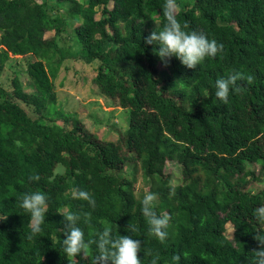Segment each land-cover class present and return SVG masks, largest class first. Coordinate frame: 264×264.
Instances as JSON below:
<instances>
[{
	"label": "trees",
	"instance_id": "trees-1",
	"mask_svg": "<svg viewBox=\"0 0 264 264\" xmlns=\"http://www.w3.org/2000/svg\"><path fill=\"white\" fill-rule=\"evenodd\" d=\"M163 4L0 0V72L10 56L28 59L26 84L13 73L10 90L0 86V264H72L62 244L65 210L80 214L86 241L105 227L141 240L142 264L157 253L158 264H176L175 255L179 264H252L253 237L264 234L254 216L264 206V0H177L186 31L224 45L222 58L196 69L175 57L164 67L158 46L145 44L165 23ZM67 28L71 44L61 46ZM65 60L96 66L99 95L128 111L114 141L57 107L53 80ZM235 72L254 81H238L244 91L222 104L215 82ZM168 162L178 169L176 185ZM34 172L40 180L28 181ZM73 189L91 193L95 210L74 199ZM34 191L47 194L48 212L43 231L29 240L18 197ZM149 191L158 196L157 214L172 217L164 243L149 234L142 214ZM228 225L235 239L226 236ZM97 252L92 245L76 259L92 264Z\"/></svg>",
	"mask_w": 264,
	"mask_h": 264
},
{
	"label": "clouds",
	"instance_id": "clouds-1",
	"mask_svg": "<svg viewBox=\"0 0 264 264\" xmlns=\"http://www.w3.org/2000/svg\"><path fill=\"white\" fill-rule=\"evenodd\" d=\"M177 0H164L162 15L165 23L160 31H152L145 37L144 42L147 45L158 46L156 55L161 60L162 66H169L172 57L179 60L181 65L188 69H196L201 66L206 58H216L224 52L223 43H218L215 39H209L204 33L195 30L186 31L189 24L183 25L177 19L178 14ZM155 48V47H154ZM238 81H245L248 85L254 81L251 74L235 72L227 78H220L215 82V96L222 104L229 103L230 93L240 94L244 87ZM18 147H22L20 141L15 142ZM28 181H39L40 176L32 173L28 176ZM174 195V192L170 193ZM72 196L74 199L86 201L92 210L96 208V200L88 191L73 189ZM18 199L20 207L25 213L29 214L30 234L27 239L32 240L43 231L42 225L45 223V214L48 212V196L46 193L34 191L23 193ZM158 196L151 191L147 192L141 201L142 214L148 224V231L160 243H164L168 237L170 228L171 215L163 213L158 215L155 211ZM64 233H63V251L67 257L71 258L72 264H79L76 257L86 256L95 245L98 249L97 254L92 259V264H142L139 253L142 250V242L139 239H133L130 235L113 236L112 230L105 227L98 232L97 239L85 240L84 231L78 226L81 216L71 210H65L63 214ZM254 216L257 221L264 224V206H259L254 210ZM6 219V217L4 218ZM0 219V220H4ZM91 220V213L84 214V222ZM135 231V228L131 229ZM235 231V230H234ZM233 231V233H234ZM234 238V235H232ZM254 240L258 242L257 248L251 251L252 264H264V234L257 233ZM147 255H153L147 252ZM185 258L187 253L183 254ZM176 264L181 260L180 255L172 257ZM159 254L153 255L150 264H158Z\"/></svg>",
	"mask_w": 264,
	"mask_h": 264
},
{
	"label": "rangeland",
	"instance_id": "rangeland-1",
	"mask_svg": "<svg viewBox=\"0 0 264 264\" xmlns=\"http://www.w3.org/2000/svg\"><path fill=\"white\" fill-rule=\"evenodd\" d=\"M69 31L70 29L67 28L66 32L62 33L61 46L71 44ZM52 33L46 34L45 37L52 36ZM27 61V57L10 56V60L5 63L0 72V86L10 90L9 79L13 77V73L18 76L21 83L26 84L28 80L25 73ZM95 74L96 66L94 65L65 60L53 80L57 107L66 113L76 114L87 130L98 138L104 141H114L117 135L127 127L128 111L114 108L106 98L99 95L92 83ZM26 90L29 91V87ZM165 172L172 175L173 185L179 183L180 177L175 165L168 162ZM142 185V180L138 178L136 187L139 188ZM225 234L228 238L232 237L230 225L226 227Z\"/></svg>",
	"mask_w": 264,
	"mask_h": 264
}]
</instances>
